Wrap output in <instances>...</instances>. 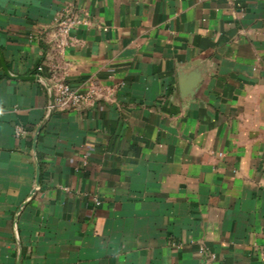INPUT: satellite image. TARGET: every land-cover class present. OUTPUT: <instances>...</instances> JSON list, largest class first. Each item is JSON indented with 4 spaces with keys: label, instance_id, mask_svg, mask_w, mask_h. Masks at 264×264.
Masks as SVG:
<instances>
[{
    "label": "crops",
    "instance_id": "1",
    "mask_svg": "<svg viewBox=\"0 0 264 264\" xmlns=\"http://www.w3.org/2000/svg\"><path fill=\"white\" fill-rule=\"evenodd\" d=\"M0 264H264V0H0Z\"/></svg>",
    "mask_w": 264,
    "mask_h": 264
},
{
    "label": "built area",
    "instance_id": "2",
    "mask_svg": "<svg viewBox=\"0 0 264 264\" xmlns=\"http://www.w3.org/2000/svg\"><path fill=\"white\" fill-rule=\"evenodd\" d=\"M78 23H80L78 19H74L70 16H62L59 18L56 27L60 44L64 43L68 32ZM42 71L43 67L41 65L37 66V73L35 75L39 76L40 80L38 81L43 83L45 87L46 85L48 86L46 89L52 97V100L49 101L48 104L49 111L77 110L96 96V91L93 88L82 91L62 80H58L50 85L47 79L42 75ZM22 131L23 129L21 126L15 127L16 135H19Z\"/></svg>",
    "mask_w": 264,
    "mask_h": 264
},
{
    "label": "water",
    "instance_id": "3",
    "mask_svg": "<svg viewBox=\"0 0 264 264\" xmlns=\"http://www.w3.org/2000/svg\"><path fill=\"white\" fill-rule=\"evenodd\" d=\"M31 79H36V80H40V78H39V76H37V75H32V76H29ZM46 87H48L47 85H46ZM50 96V95H49ZM52 100V97L50 96L49 97V101H51Z\"/></svg>",
    "mask_w": 264,
    "mask_h": 264
}]
</instances>
